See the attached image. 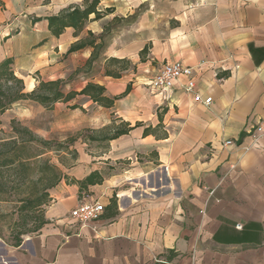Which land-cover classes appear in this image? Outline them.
Instances as JSON below:
<instances>
[{"label": "crops", "instance_id": "1", "mask_svg": "<svg viewBox=\"0 0 264 264\" xmlns=\"http://www.w3.org/2000/svg\"><path fill=\"white\" fill-rule=\"evenodd\" d=\"M0 2V63L12 60L26 92L37 79L62 81L65 94L98 85L118 98L112 109L81 96L53 109H96L102 128L112 120L141 125L101 153L76 151L67 180L49 192L45 225L17 248L0 243V264H264V133L243 150L251 126H264V0H100L98 12L110 14L77 37L66 29L58 38L46 19L83 9L84 0ZM136 13L112 33L91 72L76 74L92 50L66 55L69 48ZM108 59L129 60L135 71L105 77ZM171 62L193 69L195 90L210 106L194 102L184 79L168 92L149 87ZM93 173L100 183L79 194L77 182ZM82 202L104 207L87 227L69 217Z\"/></svg>", "mask_w": 264, "mask_h": 264}, {"label": "trees", "instance_id": "2", "mask_svg": "<svg viewBox=\"0 0 264 264\" xmlns=\"http://www.w3.org/2000/svg\"><path fill=\"white\" fill-rule=\"evenodd\" d=\"M100 0H84L83 9L70 8L57 16L47 18L48 31L51 36L58 38L66 29L74 30V36L77 37L88 22L98 21L103 16L110 14L98 12L97 8ZM3 5L0 2V8ZM93 19L90 20V17ZM115 18L113 21L118 22ZM36 22L39 20H35ZM105 30L99 37H94L89 33L84 41L72 45L66 55L78 52L83 49H91L90 59L84 67L76 71V74L83 72L90 73L93 64L98 62L106 49ZM147 48L139 54L140 61L143 62L147 55ZM12 60L5 59L0 63V117L9 111L15 104L23 101L33 102L40 107L51 110L55 104L68 103L76 97H85L96 106L103 109H112L117 99H109L105 96L103 87L88 84L79 93H64V83L62 81L43 82L36 80L37 85L31 92H26L23 80L18 77L13 68ZM135 71V66L126 59H108L104 64V76L112 79H119L121 74L128 71ZM129 88L126 90L128 92ZM70 110H82L79 106L73 105ZM141 125L136 124L130 127L129 124L112 120L109 126L102 129L107 132L106 135L96 138L89 137V142L109 143L121 136L128 135L129 132ZM155 129L150 127L144 130L143 135L154 134ZM47 154H53L56 158V164L52 163ZM69 155L75 162L77 152L69 150L67 146L53 144L49 141L37 137L28 128L22 127L16 121H11L10 132L4 133L1 130L0 121V194L4 193V180L15 176L22 169H31L35 167L36 177L31 180L26 190L21 193L20 205L18 208L19 218L22 222V231L15 236L14 248L22 243L21 237L24 235L37 234L45 225L43 209L50 203L49 192L62 180H67L64 169H70L63 162V158ZM98 174L93 173L83 181L77 182L79 194L86 190L88 186L100 183L97 179ZM31 225V227H28Z\"/></svg>", "mask_w": 264, "mask_h": 264}, {"label": "rangeland", "instance_id": "3", "mask_svg": "<svg viewBox=\"0 0 264 264\" xmlns=\"http://www.w3.org/2000/svg\"><path fill=\"white\" fill-rule=\"evenodd\" d=\"M101 9L103 13L109 11L103 7ZM136 17L137 13L126 20L108 23L104 27L105 43H108L112 33L118 28L130 26L129 24L135 21ZM88 111L87 114L85 112L58 111L53 108L46 110L30 101L20 102L0 117L1 130L4 133H9L10 123L14 120L22 127L31 130L37 137L53 144L67 146L70 151L83 150L85 153H101L106 143L89 142L87 139L102 137L107 132H102L103 128L98 126L100 120L95 121V119H100L97 117V110L89 108ZM46 157L56 164L53 154H47ZM63 162L70 168L75 164L69 155L63 158ZM35 177V167H33L22 169L15 176L4 180V193L0 194V243L7 247H14V238L22 231V222L18 213L20 195ZM32 236L34 234L24 235L21 239L23 241Z\"/></svg>", "mask_w": 264, "mask_h": 264}, {"label": "built area", "instance_id": "4", "mask_svg": "<svg viewBox=\"0 0 264 264\" xmlns=\"http://www.w3.org/2000/svg\"><path fill=\"white\" fill-rule=\"evenodd\" d=\"M181 79L185 80V85L183 86L184 91L193 97L194 102L204 106H210L211 99H202L195 90L193 69L178 62L164 63L158 69L156 75L150 80L149 87L159 92H168L171 91L175 83ZM263 133V125L258 124L257 126H251V130L249 132L251 145L244 146L243 150L248 151L256 146ZM223 146L228 148L233 147L234 142L225 141ZM103 211V205L98 202H82L70 212L69 217L81 227H87L97 221Z\"/></svg>", "mask_w": 264, "mask_h": 264}]
</instances>
